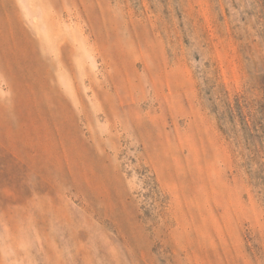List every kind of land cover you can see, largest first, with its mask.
I'll list each match as a JSON object with an SVG mask.
<instances>
[{"label":"rangeland","instance_id":"1","mask_svg":"<svg viewBox=\"0 0 264 264\" xmlns=\"http://www.w3.org/2000/svg\"><path fill=\"white\" fill-rule=\"evenodd\" d=\"M0 264H264V0H0Z\"/></svg>","mask_w":264,"mask_h":264}]
</instances>
